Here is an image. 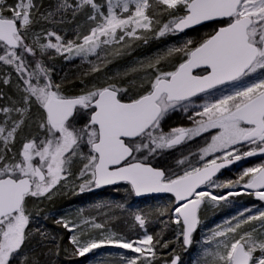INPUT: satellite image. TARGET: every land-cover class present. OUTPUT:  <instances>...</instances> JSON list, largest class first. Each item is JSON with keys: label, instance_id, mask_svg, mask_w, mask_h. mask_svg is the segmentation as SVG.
<instances>
[{"label": "snow or ice", "instance_id": "6c2138e0", "mask_svg": "<svg viewBox=\"0 0 264 264\" xmlns=\"http://www.w3.org/2000/svg\"><path fill=\"white\" fill-rule=\"evenodd\" d=\"M78 17L74 37L66 39L56 26ZM39 21L49 27L37 31ZM201 26L212 30L193 38L190 30ZM167 37L179 42L128 70L142 73L135 95L111 78L91 86L82 81L68 95L53 78L49 61L57 56L79 58L98 73L133 42ZM0 68L9 70L0 82L9 86L14 78L16 92L0 105V264H40L28 243L49 234L30 227L28 202L51 199L69 184L80 193L124 184L137 197L171 194L160 214L177 225L185 249L201 225L202 206L227 207L230 197L242 195L264 202V162L242 168L234 180L217 175L264 157V0H56L43 13L36 0H0ZM175 112L186 114L190 126L165 130ZM197 138L204 143L192 153L196 162L176 156L174 150ZM133 220L141 230L135 236L88 218L56 223L72 233L78 257L120 249V264H156L160 239L147 231L146 216L136 213ZM81 224L96 231L86 233ZM202 243L193 264H264V206L232 213ZM162 264L181 258L171 255Z\"/></svg>", "mask_w": 264, "mask_h": 264}, {"label": "rangeland", "instance_id": "374dc122", "mask_svg": "<svg viewBox=\"0 0 264 264\" xmlns=\"http://www.w3.org/2000/svg\"><path fill=\"white\" fill-rule=\"evenodd\" d=\"M8 3L14 4L15 0H8ZM36 3L39 5V12L43 13L49 8L54 7L56 4V0H36ZM81 21L82 17H78L75 21L69 20L62 25H57L56 27L58 28V30H62L63 33H65L66 39H72L74 37L76 26L80 24ZM34 27L37 31H39L42 27H49V25H46L43 21H39L34 25ZM172 38H177V40L174 42H179V37ZM167 39L168 37L162 38L160 40L152 39L149 40L147 44H144L142 41H135L133 42L131 49L127 50V54L119 57H111V63H107L106 66H103L102 70L98 73H90L89 69L91 66L87 63H82L79 58L66 61L63 57L57 56L53 60L49 61V64L54 67L53 78L57 82L62 83V91L65 94H77L81 90V87H83L81 83L82 81L84 82V84H88L89 86H91L94 83H103L105 80H109L111 78L110 82H116L118 84L129 87L130 94L135 95L139 90L138 85L140 83L142 73L139 71L133 73L128 70L133 65H135L137 61H146L147 58L152 57L157 51L164 49L167 46L164 45V43L167 42ZM157 45H161L162 47H157ZM92 59L95 60L94 57ZM6 71L9 70L6 68H0V75L5 73ZM14 85V78L13 84L9 86H6L2 82H0V91L5 94V100L0 101V105L7 103V97L15 96L16 92ZM26 131L27 130H25V132ZM261 162H264V157H256L251 160H247L246 162L240 163L239 165L231 168L228 172H226L219 178L221 180H234L236 179L238 172L242 170V168L254 166ZM79 166L80 165L77 162V164L74 165L73 171H77ZM100 190L101 189H94L93 191H85L83 193H80L75 184H69L66 187H61L57 190H54L55 194L52 195L51 199H30L28 202V208L32 212L34 217V221L30 225V227H32L33 229L41 228L45 230L49 234V236H53L51 232L55 233V230H59L61 236L60 239L64 242H62L61 244V246L63 247L64 245L65 248L62 253L64 259L66 258L67 260H79L84 264H88V262H92L93 260L90 259L92 254H89L86 257H78L74 255L73 245L69 240V237L72 235V233L68 232L65 228L56 223L57 219L55 218V216L56 211L59 207L79 202L81 205V211L78 216V222H82L83 219L88 218L90 220H95L96 222L105 224L106 228H112L116 231H124L133 236H135L137 232L141 231L138 226H135L134 224V214L140 213L147 217V231L154 236L153 229L156 225L154 218L155 216H161H158V214L156 213L160 212V210L165 207H169V204H166L165 201H140L135 197L134 194H131L129 192L127 186L111 188L106 193L100 192ZM210 191L216 190L210 189ZM222 191L226 192L227 189H223ZM217 194H219V192ZM229 199L232 201L230 207L234 209V212L245 206H264V202L256 200L253 196L242 195L237 197H230ZM172 200L174 199H169V201ZM117 205H123V207H117ZM164 217L165 218L159 217V220L163 219V221H167L168 217ZM157 223L161 224L160 222ZM168 223L171 227H169L167 223H162V225L165 224V226L169 227V229H167L168 231L176 233L175 230L177 229V225L171 222ZM81 226L85 228L86 233H94L96 231L94 229H90L87 225L81 224ZM200 226L198 230H200ZM207 234L208 231L204 232L202 236L199 235L195 240L193 238V244L191 246H195V244L200 243L202 245V248L206 247L205 245H203L202 240L203 237ZM46 241L47 240H44L43 243L40 244L44 245V242ZM163 244L164 243H160L158 248L162 249ZM33 245V243L29 242L28 250L31 251L33 255L37 256V252L43 251L44 248L41 247L42 250H33ZM31 248L32 250H30ZM97 251L100 253H112V255H107V259L118 257L116 253L124 252V250L120 249H99ZM46 252V255H43V257L45 259H48L50 257V253L49 251ZM165 257L167 258V256ZM158 258L156 260V263L159 260Z\"/></svg>", "mask_w": 264, "mask_h": 264}, {"label": "trees", "instance_id": "16d2710c", "mask_svg": "<svg viewBox=\"0 0 264 264\" xmlns=\"http://www.w3.org/2000/svg\"><path fill=\"white\" fill-rule=\"evenodd\" d=\"M211 30H212L211 26H207V27L204 26L202 28H199L198 30H193L191 32L196 33V36L194 38H199L203 36L206 32ZM176 40L177 38L168 37L167 42H165L164 45L171 44ZM157 47H162V46L157 45ZM108 190L109 188L101 189L100 192L106 193ZM170 198L172 197H146V198H141V199L138 198V199L140 201H144V200L165 201V203L169 204L170 207V201H169ZM80 211H81L80 203L79 202L72 203L67 206L59 207L56 211L55 218L59 219L61 217H66L72 219L73 221L78 222L79 221L78 216ZM232 213H234V209L231 208L230 205H228L227 207H217V208H213L208 205L202 206L200 210L201 226H200V230H198L199 232L197 231V234L193 236L194 240L199 235L202 236L204 232L208 231L210 228H213L218 223H222L223 220L226 219L228 216H230ZM156 214H158V216L161 215L160 212ZM159 217L165 218L162 215ZM159 217L155 216L154 218V221L156 222L155 223L156 225L154 226L153 229L154 239L159 238L161 244L165 242L170 244H168L167 248L164 247L162 249L158 248L159 260L157 261L156 264H162L163 261L169 260L171 258V255H179L181 258V264H192L194 261H196L200 256L202 245L200 243L195 244V246H191L190 248L187 249L180 246V242L177 239V231L175 230L176 233L168 231L167 229H169V227L171 226H169V223H167L169 227L165 226V224L162 225V223H164V221L166 220L164 221L163 219L159 220ZM157 222H160L161 224ZM55 231H56L55 233L51 232V234H53V236L56 237V239L51 240L50 237L52 236H49V239H46L47 241L44 242V245H41L37 241H33V240L30 241V243L34 244L32 246L33 250L36 249L42 250L41 247L44 248L43 251L37 252V256H39L40 264H84L82 261L79 260H67L66 258L64 259L62 253L63 250H65V248L64 245L63 247L61 246L63 241L60 239L61 237L60 231L59 230H55ZM32 248L30 250H32ZM46 251H49L50 253V257L48 259H45L43 257V255H46L47 253ZM165 256H167V258ZM101 262L102 264H120L119 256L107 259V255H104L97 259H93L92 262L90 261L88 262V264H101Z\"/></svg>", "mask_w": 264, "mask_h": 264}, {"label": "flooded vegetation", "instance_id": "af4514ba", "mask_svg": "<svg viewBox=\"0 0 264 264\" xmlns=\"http://www.w3.org/2000/svg\"><path fill=\"white\" fill-rule=\"evenodd\" d=\"M190 35L194 38L196 36V33L190 31ZM200 102H202V101H200ZM190 123L191 122L188 120L186 114L181 113V112H175V113L171 114L166 119L163 126H164L165 130H168L169 128L177 127V126L187 127V126H190ZM204 135L208 136L209 134L206 133ZM198 141H199V143H198ZM201 142H204V140L202 138H197V140H193V141L189 142L190 146L181 145L180 150H174L176 153V156H181L182 154H187L190 156V158L192 159L193 162H196V157L194 155H192V153L198 152L200 145L203 144ZM251 159H253V158H250V159L247 158L245 160H241L240 163L246 162L247 160H251ZM153 163L156 164L157 162L153 161ZM240 163H238L237 165H239ZM237 165H235V166H237ZM235 166H233V167H235ZM233 167H231V168H233ZM230 169L226 170L223 174L228 172ZM223 174H221L220 176H222ZM119 186H126V185L120 184V185H115V186L100 188V189H108V188L110 189V188H115V187H119Z\"/></svg>", "mask_w": 264, "mask_h": 264}, {"label": "water", "instance_id": "95a60500", "mask_svg": "<svg viewBox=\"0 0 264 264\" xmlns=\"http://www.w3.org/2000/svg\"><path fill=\"white\" fill-rule=\"evenodd\" d=\"M202 27H204V26H201L200 28H202ZM190 31H193V30H190ZM256 157H260V156L249 157V159H250V158H256ZM240 162H241V161H238V162H236V163H234V164H232V165H230V166H228V167L222 169L221 172L218 173L217 175L220 176V175L223 174L226 170L230 169L231 167L237 165V164L240 163ZM111 186H115V185L105 186V187H102V188L111 187ZM166 196H170V197H172L171 194H168V193H147V194H144V195H142V196H140V197H137V196H135V197H137V198H146V197H166ZM173 198H174V197H173ZM201 208H202V207H201ZM200 210H201V209H200ZM198 228H199V227H198ZM197 231H198V229H197ZM197 231H196V233H197ZM196 233H194V235H195ZM194 235H193V236H194ZM190 247H191V246H190ZM190 247H188V248H190Z\"/></svg>", "mask_w": 264, "mask_h": 264}]
</instances>
